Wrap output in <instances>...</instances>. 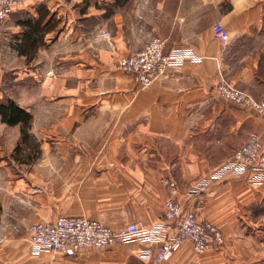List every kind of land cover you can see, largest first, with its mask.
<instances>
[{
  "label": "crops",
  "instance_id": "obj_1",
  "mask_svg": "<svg viewBox=\"0 0 264 264\" xmlns=\"http://www.w3.org/2000/svg\"><path fill=\"white\" fill-rule=\"evenodd\" d=\"M39 7L58 26L33 58L17 52L29 61L45 51L55 57L56 154H45L43 164H21L18 172L0 167V264H146L148 246L138 241L35 252L29 226L69 216L113 229L132 222L149 227L162 219L165 180L176 182L185 210H196L226 236L224 248L203 256L185 242L165 264H240L239 236L264 224V184L245 175L191 190L250 134L264 147V117L217 90L226 82L264 99V0H26L7 20L12 36L21 37L20 22L38 17ZM218 22L230 34L227 44L213 33ZM153 38L165 42L167 53L189 48L201 59L140 88L118 60ZM21 75L29 83L44 81L29 69ZM252 232L250 241L261 242Z\"/></svg>",
  "mask_w": 264,
  "mask_h": 264
},
{
  "label": "built area",
  "instance_id": "obj_2",
  "mask_svg": "<svg viewBox=\"0 0 264 264\" xmlns=\"http://www.w3.org/2000/svg\"><path fill=\"white\" fill-rule=\"evenodd\" d=\"M20 2V1H19ZM18 5L16 1L0 0V21L6 20ZM213 33L223 44L230 41V34L224 24L213 25ZM192 49L165 51V42L153 38L140 51L122 57L119 68L137 79L140 88L149 87L168 71H177L188 61H199ZM223 99L250 108L264 117V99L256 100L226 82L217 88ZM261 137L252 133L245 145L239 147L232 158L209 177L198 182L192 193H201L214 183L231 177L247 176L254 185L264 184V147ZM169 198L164 204L162 219L149 227L129 223L113 229L99 221L84 217L60 216L54 222H36L30 225L29 242L35 252L77 253L87 248L104 249L129 241L145 243L142 251L146 264H165L183 243L192 244L196 254L202 255L221 248L224 236L217 226L199 220L196 210H185L178 200V188L173 180H165ZM175 230V231H173Z\"/></svg>",
  "mask_w": 264,
  "mask_h": 264
},
{
  "label": "rangeland",
  "instance_id": "obj_3",
  "mask_svg": "<svg viewBox=\"0 0 264 264\" xmlns=\"http://www.w3.org/2000/svg\"><path fill=\"white\" fill-rule=\"evenodd\" d=\"M9 1L18 2L17 6L26 2V0ZM10 17L0 21V102L12 99L19 103L21 107L34 112L33 115L29 111L33 119L29 130L30 136L27 139L22 138L19 125L9 126L3 123L1 121L2 117H0V167L5 164L18 172L21 164H43L42 159L45 154H56V143L54 141H56L57 134L53 131L56 113L52 110L57 106L54 101L56 81H53L54 77L51 76L55 70V57L51 51L39 52L36 61H29L18 55L16 46H18L19 37L18 33H15L16 37L11 35L15 31L7 23ZM101 36L110 37L109 32H104ZM25 69L43 76L44 81L40 79L42 83L37 81L34 83L27 82L21 75ZM46 164L49 166L53 163ZM250 231L260 235V240L257 241L261 242L253 243L250 241L251 238L248 235ZM245 233V235L241 234L239 236L241 240L239 246H235V249L239 252L237 255L242 256V259L239 260L240 264H264V224L254 227V229L246 228ZM222 234L225 240L222 246L224 248L226 246V236L223 232Z\"/></svg>",
  "mask_w": 264,
  "mask_h": 264
},
{
  "label": "trees",
  "instance_id": "obj_4",
  "mask_svg": "<svg viewBox=\"0 0 264 264\" xmlns=\"http://www.w3.org/2000/svg\"><path fill=\"white\" fill-rule=\"evenodd\" d=\"M38 17L27 18L20 22L26 29L18 38L17 50L20 55L26 56L28 59L36 56L38 49L47 44L44 38L47 33L52 32L58 26V20L55 19L46 7H39L37 9ZM0 117L1 121L9 126L19 125L21 127L22 138H29V130L32 124V114L25 108L21 107L19 103L9 99L5 102H0ZM1 215V204H0Z\"/></svg>",
  "mask_w": 264,
  "mask_h": 264
}]
</instances>
